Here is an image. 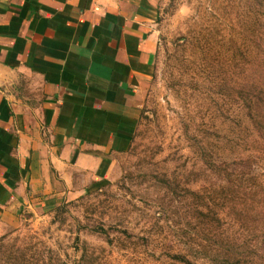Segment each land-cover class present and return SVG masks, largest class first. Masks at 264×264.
<instances>
[{
  "label": "rangeland",
  "instance_id": "1",
  "mask_svg": "<svg viewBox=\"0 0 264 264\" xmlns=\"http://www.w3.org/2000/svg\"><path fill=\"white\" fill-rule=\"evenodd\" d=\"M157 24L154 76L116 173L0 229V264H264V153L238 95L264 0H166ZM245 200L246 216L234 202Z\"/></svg>",
  "mask_w": 264,
  "mask_h": 264
},
{
  "label": "crops",
  "instance_id": "2",
  "mask_svg": "<svg viewBox=\"0 0 264 264\" xmlns=\"http://www.w3.org/2000/svg\"><path fill=\"white\" fill-rule=\"evenodd\" d=\"M166 0H0V229L112 179Z\"/></svg>",
  "mask_w": 264,
  "mask_h": 264
},
{
  "label": "trees",
  "instance_id": "3",
  "mask_svg": "<svg viewBox=\"0 0 264 264\" xmlns=\"http://www.w3.org/2000/svg\"><path fill=\"white\" fill-rule=\"evenodd\" d=\"M258 42L260 47L256 57L253 62L251 61V65L249 67H243L242 78L238 85V95L241 103L240 105L246 112L247 117L257 135L255 136L252 146L258 150V152L264 153V36H261ZM227 181L228 184L231 183L230 179ZM239 187L242 188L241 186ZM259 188L260 186L255 189H251V192H248L246 187L245 193H252L259 190ZM245 201L246 203H238L237 201L234 202L236 205L235 207H237V209L239 208L240 214L243 213V215H248L249 208L247 200ZM262 202L263 209L260 213L257 212L256 214H259L260 217L264 218V213L262 212L264 211V195ZM178 258H182L181 260H183V262H188L183 257Z\"/></svg>",
  "mask_w": 264,
  "mask_h": 264
}]
</instances>
